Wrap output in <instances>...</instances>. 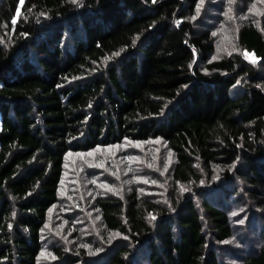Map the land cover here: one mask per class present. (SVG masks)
<instances>
[{
  "label": "trees",
  "instance_id": "1",
  "mask_svg": "<svg viewBox=\"0 0 264 264\" xmlns=\"http://www.w3.org/2000/svg\"><path fill=\"white\" fill-rule=\"evenodd\" d=\"M199 1L0 0V264H222L223 206L250 191L264 222V23H240L232 53L207 62ZM152 139L176 157L169 201L144 196L152 187L79 199L81 173L61 196L71 155ZM212 165L201 186L196 167ZM60 201L95 208L119 237L87 256L73 247L88 245L92 215L68 221L75 244L52 232L41 259ZM259 236L238 264H264Z\"/></svg>",
  "mask_w": 264,
  "mask_h": 264
},
{
  "label": "rangeland",
  "instance_id": "2",
  "mask_svg": "<svg viewBox=\"0 0 264 264\" xmlns=\"http://www.w3.org/2000/svg\"><path fill=\"white\" fill-rule=\"evenodd\" d=\"M192 18L198 19L201 29L207 30L213 37L215 52L210 54L207 62L217 60L232 53L235 48V34L240 23H253L259 27L261 20L264 23V0H200ZM244 54L246 60L256 61L252 54ZM175 160L172 150L159 139H152L147 143H123L87 153H76L68 159L61 196L72 198L70 194L79 193L75 191L77 181L74 179V174L81 173L83 189L80 192L82 198L79 199L95 196L120 198L132 188L152 187V191L144 196L158 202L169 201L171 170ZM196 170L203 179L201 183L203 186L219 177L221 167L212 165L211 171H207L198 166ZM196 187H199V182ZM182 189L191 190V187L187 184ZM227 203L223 206L225 209L223 211L233 227V236L222 244L223 247L218 250V254L222 264H238L241 258L253 254L255 248L261 244L262 238L259 235L264 228V222H256L262 217L254 208L250 191L245 190L239 197H234L233 202ZM60 206L61 216L56 215L50 219L55 212L54 209L45 227L48 235L44 238L46 249L41 259L46 262L52 260L46 255L49 246L52 245L50 243L52 237H49L52 232L58 235L56 237L58 242H65L68 247L75 244L74 240L69 238L71 227L68 221L71 224L77 223L81 218L89 220L92 215L94 225L88 228L82 227V236H90L85 240L88 245L76 244L77 246L73 247L75 251L82 249L87 256L101 254L119 237L117 233L103 230V226L99 223L98 210L95 208L88 207L84 213L77 207H74L75 211L69 212L64 209L66 205L61 204V201Z\"/></svg>",
  "mask_w": 264,
  "mask_h": 264
}]
</instances>
